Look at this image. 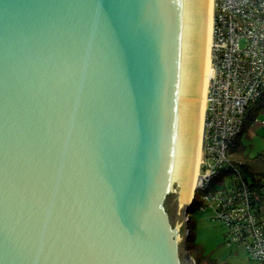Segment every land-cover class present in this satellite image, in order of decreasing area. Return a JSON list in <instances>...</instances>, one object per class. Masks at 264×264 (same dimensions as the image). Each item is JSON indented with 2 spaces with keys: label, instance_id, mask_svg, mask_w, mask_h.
Listing matches in <instances>:
<instances>
[{
  "label": "water",
  "instance_id": "1",
  "mask_svg": "<svg viewBox=\"0 0 264 264\" xmlns=\"http://www.w3.org/2000/svg\"><path fill=\"white\" fill-rule=\"evenodd\" d=\"M204 18L205 0H0V264H195Z\"/></svg>",
  "mask_w": 264,
  "mask_h": 264
},
{
  "label": "built area",
  "instance_id": "2",
  "mask_svg": "<svg viewBox=\"0 0 264 264\" xmlns=\"http://www.w3.org/2000/svg\"><path fill=\"white\" fill-rule=\"evenodd\" d=\"M210 45L212 76L193 201L198 195L206 200L212 180L235 170L228 148L264 95V0H213ZM243 189L219 197L217 216L228 228V243L264 264V201L259 207L251 205L248 189Z\"/></svg>",
  "mask_w": 264,
  "mask_h": 264
},
{
  "label": "trees",
  "instance_id": "3",
  "mask_svg": "<svg viewBox=\"0 0 264 264\" xmlns=\"http://www.w3.org/2000/svg\"><path fill=\"white\" fill-rule=\"evenodd\" d=\"M262 107H264V95L256 102L255 107L251 108L247 120L242 128V131L239 132L233 143L234 145L232 147L229 146L228 148L229 153L232 155V159L229 163L233 167H235V170H231L224 174L221 173L219 179L216 180V182L212 185L210 184V191H208L210 195L207 197V199L204 200L201 195H198L194 199L193 204H191L192 206L195 205L197 209L203 207V210L199 209L200 211L209 209L214 213L215 217L213 219L219 221L224 226V242L225 245L228 247L236 245L228 243V228L226 227L225 222L217 216L218 208L216 207V205H218L220 201L219 197H226L229 194L234 195L237 191L236 189L244 187L245 189H248V202L251 205L255 204V207H259L261 206V202L264 201V152L261 151L255 156H250L247 151V147L245 145H240V137L245 131L246 126L253 121L261 122L260 119H257V115L258 112L262 109ZM189 228L191 229L190 221ZM192 241L193 240L190 231L188 235V248H194L196 254L200 258L199 249L192 245ZM240 248L244 250L243 247ZM247 256L250 259L248 254ZM198 257L197 259L199 260ZM200 259L201 261H203V264H207L205 259ZM250 260L253 261L252 259ZM254 264L256 263L254 262Z\"/></svg>",
  "mask_w": 264,
  "mask_h": 264
},
{
  "label": "rangeland",
  "instance_id": "4",
  "mask_svg": "<svg viewBox=\"0 0 264 264\" xmlns=\"http://www.w3.org/2000/svg\"><path fill=\"white\" fill-rule=\"evenodd\" d=\"M259 125V127L251 130V127H248L240 137V145H245L247 147L250 156H255L264 148V137L261 135L264 134V123L259 122ZM255 133L257 135L253 138L252 135ZM201 152L202 151H200V156L202 155ZM262 152H264V149ZM218 178L219 177L213 179L212 184L215 183ZM187 214L191 225L189 232L191 231L192 235V245L199 249L200 258L205 259L207 264H254L242 248L236 246L228 247L225 245L224 226L219 221L213 219L215 216L212 211L209 209L200 211L195 205H191ZM187 249L189 255L195 261V264H203V261H201L196 254L195 249L192 247L191 249L188 248V240Z\"/></svg>",
  "mask_w": 264,
  "mask_h": 264
},
{
  "label": "bare ground",
  "instance_id": "5",
  "mask_svg": "<svg viewBox=\"0 0 264 264\" xmlns=\"http://www.w3.org/2000/svg\"><path fill=\"white\" fill-rule=\"evenodd\" d=\"M213 22V0H205V18H204V41H203V50H202V59H201V73L199 80V97H198V108H197V118H196V142H195V151H194V164L193 171L191 174L190 181V198L193 196V191L196 184V176L198 173V166L200 160V151H201V133L203 129V118H204V109L205 101L207 94V87L210 82L209 78L212 76L210 69L211 58H210V42H211V28Z\"/></svg>",
  "mask_w": 264,
  "mask_h": 264
},
{
  "label": "crops",
  "instance_id": "6",
  "mask_svg": "<svg viewBox=\"0 0 264 264\" xmlns=\"http://www.w3.org/2000/svg\"><path fill=\"white\" fill-rule=\"evenodd\" d=\"M257 119L259 120H261V122H263L264 121V107H262V109L258 112V115H257ZM260 125H259V122H257V121H253V122H251L250 124H248L247 126H246V128L245 129H247L248 127H251L250 128V130L251 129H255L256 127H259ZM263 131H264V128H263ZM257 134L255 133L254 135H252V137L254 138L255 136H256ZM262 135V137H264V134H261ZM264 149V148H263ZM263 149H262V151H263Z\"/></svg>",
  "mask_w": 264,
  "mask_h": 264
}]
</instances>
